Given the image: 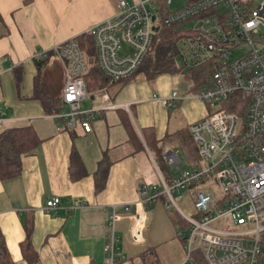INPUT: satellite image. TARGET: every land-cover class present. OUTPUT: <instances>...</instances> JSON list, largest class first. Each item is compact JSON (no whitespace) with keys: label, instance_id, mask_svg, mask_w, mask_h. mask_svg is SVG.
<instances>
[{"label":"crops","instance_id":"0c3cea01","mask_svg":"<svg viewBox=\"0 0 264 264\" xmlns=\"http://www.w3.org/2000/svg\"><path fill=\"white\" fill-rule=\"evenodd\" d=\"M117 1L0 0V131L30 127L39 141L30 154L20 157L19 176L0 181V236L14 264H26L20 256L19 243L27 232L37 256L36 264H107L103 248L111 232L117 240L118 264H182L184 261L178 239L181 231L172 224L170 217L174 215L165 210L163 197L139 207L145 215V225L140 241H130L137 214L135 203L143 200L138 189H157L155 183L164 178L140 131L150 128L155 139L161 140L199 121L206 107L199 103L200 107L192 113L187 112V105L165 109L159 101L151 99L155 95L151 88L142 82L134 83L132 79L140 73L105 87L98 82L97 77L101 76L98 72L89 73L81 110L98 109L102 95L107 98L103 104L116 108L99 111L85 133L79 126L67 130L62 120L53 118L54 114H49L37 98L55 100L61 95L62 67L50 56L41 67L39 89L35 91L37 69L32 55L85 34L92 25L113 14ZM175 75L162 76V81L153 84L158 97L175 92V88L183 93L187 91L189 86L186 88L183 80L172 77ZM63 111L64 108L60 112ZM119 111L130 120L141 149L128 142ZM107 118L121 130L115 129L110 136L112 140H109ZM167 149L171 148L165 146L163 153ZM167 151L179 159L175 150ZM71 154L80 159L85 173L76 181L68 173ZM101 159L111 164L103 189L95 192L92 173ZM52 197L60 200L62 208L56 213H46L43 207ZM185 197L191 200L189 192L178 200ZM73 203L83 206L66 211ZM176 217L184 222L179 214Z\"/></svg>","mask_w":264,"mask_h":264},{"label":"built area","instance_id":"2783aa9c","mask_svg":"<svg viewBox=\"0 0 264 264\" xmlns=\"http://www.w3.org/2000/svg\"><path fill=\"white\" fill-rule=\"evenodd\" d=\"M176 1L179 4L172 7L173 0H118L109 18L86 31L92 39L96 70L111 83L129 79L141 66L156 33L153 28L158 32L175 27V45L183 64L189 59L191 65L213 66L210 86L201 87L196 99L215 110L188 127L200 167L179 168L168 184L160 178L159 191L138 189L143 200L135 203L130 241H140L145 225L139 207L162 196L165 210L173 208L187 225L178 236L186 259L198 250L206 264H264V0ZM49 56L63 72L64 111L52 117L61 119L67 130L79 126L88 133L89 122L99 111L116 106L103 104L107 98L102 95L98 109L81 110L87 64L75 39L39 50L31 59L41 62ZM151 99L172 110L182 97L170 92ZM163 159L168 166L179 164L169 151ZM186 191L194 210L191 217L176 206ZM81 206L73 203L66 211ZM61 208L60 200L52 197L43 211L56 213ZM116 242L109 233L103 248L107 264H118Z\"/></svg>","mask_w":264,"mask_h":264},{"label":"trees","instance_id":"16d2710c","mask_svg":"<svg viewBox=\"0 0 264 264\" xmlns=\"http://www.w3.org/2000/svg\"><path fill=\"white\" fill-rule=\"evenodd\" d=\"M177 35L178 32L175 31V27H169L165 29L160 28L158 32L154 33L152 36L149 53L135 73L143 74L148 80H153L159 76L161 72L158 73V69H163V73H165L166 75L177 74L179 72V69L174 65L173 60L176 55L178 56V49L175 45ZM75 42L78 46L79 51L84 54L87 64L86 72L83 75L86 91L87 74L97 72L94 61L92 39L90 34L85 33L75 38ZM46 60L35 62V66L37 69L34 78L35 91H38L39 89L38 82L40 77V70ZM182 68H190L189 70L206 68L210 71L209 77L207 76L200 79V85H196L195 87L189 86L187 92H198L200 87L210 86L211 75L213 72V66L211 64L190 65L189 67H187L186 64H183ZM186 76H188V74H186ZM97 79L98 82L101 83L102 87H105L109 84L114 85L124 82L122 81L111 83L109 80L103 78L102 76L97 77ZM37 98L40 99L43 108L47 110L49 114H57L63 108L60 97L55 100L44 99L40 96H38ZM227 110L230 112L238 111L232 108ZM118 116L119 121L127 134L128 142L132 146L141 149V143L138 141V138L128 117L120 111L118 112ZM188 127L189 125L172 135L165 136L161 140L155 139L152 129L150 128L140 131L141 139L158 167L160 164V159L163 156V148L165 146H169L173 150L175 149V151L179 154L178 157L180 160V164L184 162L188 168L200 167L197 148L195 143L189 136ZM38 142L39 141L37 140L30 127L24 126L0 131V181L11 180L19 176L20 157L30 154L35 149ZM181 156L183 159L181 158ZM110 164L111 163L109 161H106L105 159H101L97 162L96 168L92 173L93 189L95 192H100L103 189ZM68 173L72 181L81 179L85 174L81 165V161L75 154H71L69 157ZM172 179V177H169V175L166 174V176L163 178V181L168 184ZM158 189H160V187L157 188V191H159ZM157 198L162 199V196H158ZM170 219L172 224L175 227H178V230H180L181 232H184L187 229L186 223L182 222V220L178 219L175 215L171 216ZM19 253L26 264L37 263V256L30 245L28 232L25 233L24 239L19 243ZM192 257L194 261L197 262V264H206L202 254L198 250L192 251ZM0 264H14L9 257L3 238L1 236Z\"/></svg>","mask_w":264,"mask_h":264},{"label":"rangeland","instance_id":"374dc122","mask_svg":"<svg viewBox=\"0 0 264 264\" xmlns=\"http://www.w3.org/2000/svg\"><path fill=\"white\" fill-rule=\"evenodd\" d=\"M126 1L132 2L133 0H126ZM178 4H179L178 1L173 0L172 7L175 6V5H178ZM173 60H174V65L179 69V72L177 73V75L172 76V77L173 78H177L178 81H180V82H182V80H183L185 82L186 88L188 86H194L195 87L196 85H200V82H199L200 79L205 78L207 76L208 77L210 76L209 75L210 74V71L207 70L206 68H203V69H192V70H189L190 68H187V69L182 68L183 62L179 58V56H177V55L174 57ZM188 61H189V59L187 60V64H186L187 67H189L191 65V62H188ZM157 71H158V73H160V72L161 73L159 74V77L156 78L155 80L147 81L140 74L136 75L132 80H134V83H141V82L143 84L145 83L148 88H151V93L152 94L154 93L155 96L158 97V93L155 91L154 88H152L153 87V84L154 83H158L159 81H162V79H164V78H160V77L165 76L166 74L163 73V69H158ZM186 74H188V76H186ZM198 87H197V89H198ZM114 90H115V88H112L111 89L112 92H114ZM175 92L182 97V100L180 102H178L177 105L178 106L181 105L180 108H183L185 105H187V112L188 113H192L193 111H196V108L197 107H200V104L199 103H202V102L201 101L199 102V100L196 99V96H197V93H198L197 91L196 92H193V93L192 92L189 93V92L186 91V92L183 93L182 92V89H180V88H177L176 89L175 88ZM180 92H182V93H180ZM196 103H198V104L196 105ZM203 105H202V107L204 108L205 105L204 106ZM205 107H206V109L204 108V111H203L204 112V114H203L204 116H206L208 113H211V112H213L215 110L214 108H210V107H207V106H205ZM178 109L179 108H177V110ZM168 114L170 115L171 113L168 112ZM107 119H108V121H107L108 129L110 130L109 131V134H108L109 135V140H112L110 138V136L112 134H114L115 129H118L119 131H121V130H120V128L118 126H116L114 123H112V120L110 118H107ZM184 126H185V124H184ZM176 128L180 129L182 127H176ZM178 129H175V130H178ZM167 150H171V149H167ZM175 154L177 156L179 155L176 152H175ZM181 158H182V156H181ZM179 167H182V168L185 167L186 168L187 166H186V164L184 162H182L180 165H178V167L168 166L166 164V162L164 161V159L161 158L158 169L161 172L162 176L165 177L166 174L167 175L175 176V173H176V171L178 170ZM155 186L157 188L160 187V185H159V179H158V182L155 183ZM213 189H214L215 193H218V191H217L216 188H213ZM158 190H160V189H158ZM172 196H173V198L176 199V193H173ZM176 206L179 209V211L181 212V214L184 215V216H186V217H191L194 214V210H193V207H192V204H191V200L188 199L187 197H185L184 200H180V201L177 200L176 201ZM170 211H171V213L173 215L176 216L177 212L173 208H171ZM183 253H184V251H183ZM183 260L184 261L182 262V264H197V262H195L194 259H193V257H192V252L189 254L188 259H186V256H185V253H184Z\"/></svg>","mask_w":264,"mask_h":264},{"label":"water","instance_id":"95a60500","mask_svg":"<svg viewBox=\"0 0 264 264\" xmlns=\"http://www.w3.org/2000/svg\"><path fill=\"white\" fill-rule=\"evenodd\" d=\"M153 19H154V18L152 17V18H151V21H153ZM153 31H154V32H157V28H153ZM169 152H170V151H169ZM170 153H172V152H170ZM176 158H177V157H176ZM177 160H179V159L177 158Z\"/></svg>","mask_w":264,"mask_h":264},{"label":"bare ground","instance_id":"6f19581e","mask_svg":"<svg viewBox=\"0 0 264 264\" xmlns=\"http://www.w3.org/2000/svg\"><path fill=\"white\" fill-rule=\"evenodd\" d=\"M188 193V192H187ZM156 200V199H155ZM195 251V250H194Z\"/></svg>","mask_w":264,"mask_h":264}]
</instances>
